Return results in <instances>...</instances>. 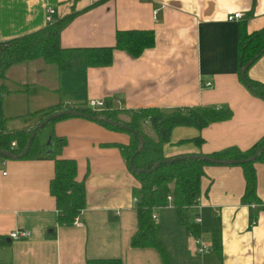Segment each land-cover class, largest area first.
<instances>
[{
  "label": "crops",
  "instance_id": "1",
  "mask_svg": "<svg viewBox=\"0 0 264 264\" xmlns=\"http://www.w3.org/2000/svg\"><path fill=\"white\" fill-rule=\"evenodd\" d=\"M48 6L54 7V20L76 11L59 41L74 48L78 59L86 47L114 44L117 29L152 28L154 44L138 56L116 47L105 65L81 61L60 71L36 58L11 66L4 79L10 91L0 98L7 129L31 126L32 112L46 105L103 98L122 109L231 108L230 117L201 128L174 126L163 145L167 156L230 145L244 150L264 135V99L242 81L237 63L239 25L261 29L264 0H0V41L45 26ZM236 10L242 17L228 20ZM246 73L264 83V52ZM53 130L66 139L56 157L76 159L85 207L78 223H63L49 189L54 159L0 155V264H86L94 257H120L122 264H264V161L254 162L255 207L242 197L241 164L204 165L200 234L210 249L203 253L196 251L195 237L179 222L174 205L155 210L165 262L153 246L130 245L137 228L132 189L139 182L118 146L128 143L129 135L82 116L59 119ZM197 135L200 144L191 140ZM14 229L31 234L11 238Z\"/></svg>",
  "mask_w": 264,
  "mask_h": 264
},
{
  "label": "trees",
  "instance_id": "2",
  "mask_svg": "<svg viewBox=\"0 0 264 264\" xmlns=\"http://www.w3.org/2000/svg\"><path fill=\"white\" fill-rule=\"evenodd\" d=\"M76 11L65 14L57 20L46 23L34 31L0 41V98L10 91L4 83L7 69L11 66L30 59L41 58L46 63L55 64L58 70L76 67L81 61L88 65H105L112 61L113 49L116 47L125 49L130 54L138 56L142 51L154 44V31L152 28L139 29L127 28L115 31V42L112 45L86 47L84 57L78 59L74 56L75 49L60 44L59 33ZM264 52V26L259 30L247 31L245 22L239 25V37L237 43L238 72L249 60H254ZM253 60V61H254ZM240 76V74L238 73ZM246 77L251 83L252 92L260 97L264 96V83ZM106 103V108L101 110L91 109L84 104L64 105L62 102L51 104L45 108L44 115L66 107H75L84 114H99L120 120L128 125L127 128L91 119L83 114L82 117L96 121L110 129L126 132L129 142L119 143L122 154L125 157L128 168L135 175L139 186L133 187L132 193L137 197L135 202L137 214V228L130 237V245L153 246L161 254L166 262V250L159 235L158 222L152 217V213L159 207L171 203L176 207L178 220L185 225L187 230L198 235L201 231L199 222L193 221L190 208L195 199L202 194L201 180L205 174L204 165L211 163L199 157H181L190 153L164 155L163 145L170 140L171 129L176 125H192L201 128L212 121L222 120L232 115L229 106L221 104H208L198 106H176L172 109H163L158 106H146L136 109L113 108ZM194 107V109H192ZM186 110V112H182ZM128 112V117L118 116L119 112ZM41 116L38 120H40ZM77 116L62 114L50 118L41 127L35 130L30 147L23 157L44 156L54 159V175L50 180V192L55 198L58 217L65 224H72L75 215H79L86 204V188L83 179L77 177V162L75 158L56 157L61 146L65 144L64 136L54 133L53 125L59 119ZM7 116L0 104V148L10 150V142L16 140L17 148L13 152H20L27 142L28 136L34 125L26 129L6 127ZM46 128L47 132L43 133ZM144 139L143 147L134 153L137 148L139 136ZM51 137L53 151L47 153V139ZM191 140L201 143L200 135ZM264 144V135L247 149H241L235 145L224 147L212 153H206L219 158H242L251 155L257 148ZM134 153V154H133ZM201 153V152H197ZM4 156V153H0ZM143 168L135 171L129 165ZM171 158V160H166ZM264 161V149L260 150L252 161L241 162L245 179L244 200L257 203L255 161ZM158 164L155 165L156 162ZM171 195V201L167 200ZM0 237V241H1ZM86 264H122L120 257H94L87 260Z\"/></svg>",
  "mask_w": 264,
  "mask_h": 264
},
{
  "label": "water",
  "instance_id": "3",
  "mask_svg": "<svg viewBox=\"0 0 264 264\" xmlns=\"http://www.w3.org/2000/svg\"><path fill=\"white\" fill-rule=\"evenodd\" d=\"M254 58H252L251 60L247 61L241 68H240V77L242 79V81L246 84V86L252 90V86H251V83L250 81L248 80V78L246 77V70L248 68V66L253 62ZM264 98V96L262 97ZM62 114H73V115H77V116H83V112L75 107H66V108H62L60 110H56V111H53V112H50L48 115L44 116L42 119L38 120L34 127L32 128V130L30 131L29 133V136H28V139H27V142L26 144L24 145V147L21 149L20 152H13V151H10V150H3L0 148V153H4V156H7V157H22L23 155H25L30 147V144H31V140L34 136V133H35V130L39 127H41L45 122H47L50 118L52 117H56V116H59V115H62ZM85 116H89L91 119H95V120H103L105 122H109V123H112V124H115L117 126H121V127H125L127 128L128 125L125 124L124 122L120 121V120H116V119H112L110 117H106V116H101L99 114H84ZM139 136V141H138V144H137V148H136V151L134 153H136L137 151H139L142 147H143V144H144V139L142 137V135H138ZM47 145H48V148L46 150L47 153L49 152H52L53 151V142L51 140V137L49 136L48 139H47ZM264 149V144L257 148L251 155L249 156H246V157H242V158H219V157H216V156H213V155H209V154H206V153H190L188 155H182L181 157H199V158H202V159H205L211 163H241V162H246V161H252L255 159L257 153L260 151V150H263ZM133 153V154H134ZM166 160H171V158H166ZM129 165L130 167L135 170V171H142L143 168H136L132 165V158H130L129 160ZM158 162L155 163L158 164Z\"/></svg>",
  "mask_w": 264,
  "mask_h": 264
},
{
  "label": "built area",
  "instance_id": "4",
  "mask_svg": "<svg viewBox=\"0 0 264 264\" xmlns=\"http://www.w3.org/2000/svg\"><path fill=\"white\" fill-rule=\"evenodd\" d=\"M53 13H54V7L52 6H48L46 9V14H45V19L47 22H52L54 21L53 19ZM243 12L241 10H236L234 12H231L227 15V19L229 20H234L237 18L242 17ZM206 84L209 86L212 84L211 81H207ZM64 105H76V103H74L73 101L70 100H65L64 101ZM85 106L94 109V110H101L103 108H106V103L105 100L103 98H89L86 100L85 102ZM17 148L16 145V140L12 139L10 142V151H12V149ZM4 162V159H1V163ZM167 198L169 200L172 199L171 195H167ZM137 199L136 196L133 197V200L135 201ZM252 207H255L257 205L256 202H251L249 203ZM193 206L196 208V212L193 216V221L195 222H199L201 221V217H200V213L199 210L202 207V204L200 202V196L197 197V199L194 200L193 202ZM154 219H157V216L155 213L152 214ZM79 222V218L78 215H75L74 219H73V223L76 224ZM31 232L28 229H14L11 230V232L9 233L11 238H28L30 236ZM194 240H195V244H196V251L199 253H203L207 250L210 249V245L207 242H204L201 234L199 233L198 235H194Z\"/></svg>",
  "mask_w": 264,
  "mask_h": 264
},
{
  "label": "rangeland",
  "instance_id": "5",
  "mask_svg": "<svg viewBox=\"0 0 264 264\" xmlns=\"http://www.w3.org/2000/svg\"><path fill=\"white\" fill-rule=\"evenodd\" d=\"M65 101V100H64ZM64 101L62 102L63 104H64ZM49 105H46V106H43V107H40V108H38L37 110H35L34 112H32V118H33V120H34V123L31 125V126H29V127H26L27 129H29V128H31L37 121H38V119L41 117V116H43L44 115V112H46L45 111V108H47ZM195 107V106H194ZM194 107H192V109H194ZM182 112H186V110H183ZM43 114V115H42ZM49 114V113H48ZM48 114H46V115H48ZM128 112H119L118 113V116L119 117H122V118H126V117H128ZM45 115V116H46ZM44 117V116H43ZM42 117V118H43ZM41 118V119H42ZM48 129L49 128H46L45 130H44V132L43 133H45V132H47L48 131Z\"/></svg>",
  "mask_w": 264,
  "mask_h": 264
},
{
  "label": "bare ground",
  "instance_id": "6",
  "mask_svg": "<svg viewBox=\"0 0 264 264\" xmlns=\"http://www.w3.org/2000/svg\"><path fill=\"white\" fill-rule=\"evenodd\" d=\"M229 20V19H228ZM47 22V21H46ZM47 23H49V22H47ZM249 67V66H248ZM207 82V81H206ZM206 82L204 83V85H206V86H208L207 84H206ZM264 99V98H263ZM135 196V195H134ZM137 200V199H136ZM136 200L134 201V202H136ZM167 200L168 201H171V200H169L168 198H167ZM191 207H193V208H195L194 206H193V204H192V206ZM195 212H196V208H195V210L193 211V213H192V217L194 216V214H195ZM153 213H155L156 214V216H157V213H156V211H154ZM152 213V214H153ZM153 217V216H152ZM158 220V217H157V219H155V221H157Z\"/></svg>",
  "mask_w": 264,
  "mask_h": 264
}]
</instances>
